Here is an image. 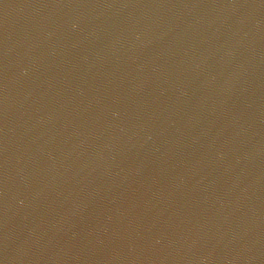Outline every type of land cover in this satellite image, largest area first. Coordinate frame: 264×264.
Here are the masks:
<instances>
[{"label":"water","instance_id":"95a60500","mask_svg":"<svg viewBox=\"0 0 264 264\" xmlns=\"http://www.w3.org/2000/svg\"><path fill=\"white\" fill-rule=\"evenodd\" d=\"M0 264H19L15 185L0 25Z\"/></svg>","mask_w":264,"mask_h":264}]
</instances>
